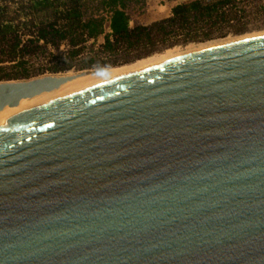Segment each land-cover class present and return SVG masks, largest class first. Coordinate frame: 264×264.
I'll return each mask as SVG.
<instances>
[{"label": "water", "instance_id": "1", "mask_svg": "<svg viewBox=\"0 0 264 264\" xmlns=\"http://www.w3.org/2000/svg\"><path fill=\"white\" fill-rule=\"evenodd\" d=\"M74 78L0 82V112ZM0 264H264V32L0 120Z\"/></svg>", "mask_w": 264, "mask_h": 264}, {"label": "trees", "instance_id": "2", "mask_svg": "<svg viewBox=\"0 0 264 264\" xmlns=\"http://www.w3.org/2000/svg\"><path fill=\"white\" fill-rule=\"evenodd\" d=\"M145 1L0 0V82L32 78L29 59L47 47H67V62L48 69L58 73L71 69L84 46L100 37L103 43L98 53L106 61H98L94 53L80 70L117 65L116 57L122 54L140 59L176 45L207 40L214 28L237 19L238 5L245 0H185L172 7L168 17L131 27L128 7Z\"/></svg>", "mask_w": 264, "mask_h": 264}, {"label": "rangeland", "instance_id": "3", "mask_svg": "<svg viewBox=\"0 0 264 264\" xmlns=\"http://www.w3.org/2000/svg\"><path fill=\"white\" fill-rule=\"evenodd\" d=\"M179 2V0H146L142 5L131 4L127 9V14L130 18V26L132 27L138 24L147 25L163 19L170 14L172 6ZM238 10L237 19L228 24H223L222 28H214L211 31L212 36L209 39L199 40L185 45H176L140 59L134 58L133 55L126 56L122 54L116 57L118 61L117 65H106L102 67L93 66L91 69L80 70L83 61L87 57L93 56L94 53L97 54L96 59L98 61L104 60V55L98 53V46L103 43V38L100 37L94 44L90 41L84 46V53L81 57L73 61L71 69L58 73H50L48 70L56 65L62 67V64L67 62L64 56L67 49L65 45H61L58 50L47 47L46 51H43L37 57L29 59L27 68L33 76L32 78L48 75L75 76L84 73L85 76H96L104 72L116 73L120 70H126L223 41L264 32V0H245L238 5Z\"/></svg>", "mask_w": 264, "mask_h": 264}, {"label": "bare ground", "instance_id": "4", "mask_svg": "<svg viewBox=\"0 0 264 264\" xmlns=\"http://www.w3.org/2000/svg\"><path fill=\"white\" fill-rule=\"evenodd\" d=\"M164 58V57H163ZM122 71V70H120ZM119 72V71H117ZM92 73V72H91ZM115 72H104L103 74L100 75H96V76H85L84 73L79 74V75H75V78L67 83H65L64 85H62L60 88H58L57 90H54L52 92H48V93H43L41 95L35 96L31 99H27V100H22L20 101L19 105L13 108H9L6 107L4 108L1 112H0V120L14 116L16 114L22 113L24 111H27L31 108H34L35 106H37V104L45 99L57 96V95H62V94H66L69 93L73 90H76L82 86H84L85 84L91 82L94 79L112 74ZM93 74V73H92ZM70 76V75H68ZM41 99V100H40Z\"/></svg>", "mask_w": 264, "mask_h": 264}, {"label": "crops", "instance_id": "5", "mask_svg": "<svg viewBox=\"0 0 264 264\" xmlns=\"http://www.w3.org/2000/svg\"><path fill=\"white\" fill-rule=\"evenodd\" d=\"M179 1H180V2H179V3H176L175 5L185 2V0H179ZM175 5H174V6H175ZM174 6H172V7H174ZM170 10H171V9H170ZM168 16H169V15H168ZM168 16H167V17H168Z\"/></svg>", "mask_w": 264, "mask_h": 264}]
</instances>
